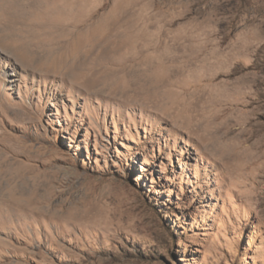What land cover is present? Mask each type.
<instances>
[{
	"label": "rangeland",
	"instance_id": "rangeland-1",
	"mask_svg": "<svg viewBox=\"0 0 264 264\" xmlns=\"http://www.w3.org/2000/svg\"><path fill=\"white\" fill-rule=\"evenodd\" d=\"M0 264H264V0H0Z\"/></svg>",
	"mask_w": 264,
	"mask_h": 264
},
{
	"label": "bare ground",
	"instance_id": "bare-ground-1",
	"mask_svg": "<svg viewBox=\"0 0 264 264\" xmlns=\"http://www.w3.org/2000/svg\"><path fill=\"white\" fill-rule=\"evenodd\" d=\"M76 26V24H75V22H74V26H73V28ZM78 41H80V39L78 40ZM75 44H77V42L75 43ZM91 49H93V48H88V49H85V51H82V53H83V57L85 58L87 55H89L90 54V51H92ZM95 50H97V49H95ZM132 50H134L135 52H137V50H136V48H132ZM134 52V53H135ZM72 53H73V56H74V58L76 57V53H75V49L72 51ZM150 53V52H149ZM149 53H147L146 54V58H145V62L144 63H140V64H138V65H136L135 66V68L136 69H130L131 71L130 72H128V74H126V70H124L123 71V73H122V75L121 76H130V77H134V79H135V82H134V84H136L137 85V79H142L143 77H141V75H140V73H144V72H146L147 70H146V68H148V66H152V65H155L156 67H158V71H156V73L154 72V73H152V74H150V76H149V78L151 79V80H148V81H150V82H152V88H154V89H156V88H159V87H161V86H163V85H165L166 83V81H170V82H168V83H170V84H174V83H177L178 81H180V79L183 77V76H185V75H187V74H191L192 73V71L193 70H197V67L202 63V66L200 67V68H202V67H204V65H209V63L210 64H212L213 62H214V60L213 61H210L209 59H201V60H197V61H190V59H188V60H184L183 61V59H182V57L181 56H179V55H176V54H174V56H169V55H164V54H155V55H150ZM104 55V53L103 52H98V53H95L94 54V56L95 57H100V56H103ZM136 55V54H135ZM84 58L81 60V63L78 65V64H76L75 65V70L77 71V73H79L80 74V67H81V65H83L84 66V63H87L85 60H84ZM131 58V57H130ZM130 58H129V61H130ZM134 59H135V56L133 57ZM138 58V57H137ZM170 58H174V59H178V62L177 63H173L171 60H170ZM212 58V57H211ZM132 59V58H131ZM108 59H102L101 61H100V63L98 64V67H99V72H98V74L99 75H101L102 73H103V71L105 70L104 68H102L101 69V66H100V64L102 63V62H106ZM110 61H113V60H111V59H109ZM127 60V59H126ZM117 61V60H116ZM123 61V60H122ZM133 61V60H132ZM114 63H115V61H113ZM118 62V61H117ZM121 62V61H120ZM73 63V62H72ZM108 63V62H107ZM205 63V64H204ZM106 64V63H105ZM116 64V63H115ZM118 64V63H117ZM128 64V63H127ZM188 64H189V67H188ZM119 65V64H118ZM129 65V64H128ZM147 66V67H146ZM73 67V66H72ZM107 67V66H106ZM192 67H194V68H192ZM150 68V67H149ZM122 69V68H121ZM199 69V68H198ZM106 70H112L109 74H108V76L106 75H101L100 77H101V83L102 84H105L106 83V80L110 77V76H115L116 75V73L118 72V71H116V70H114L113 68H107ZM145 70V71H144ZM148 72V71H147ZM125 74V75H124ZM125 78V77H124ZM145 78V77H144ZM139 82V81H138ZM123 83H125L124 85H126V86H124L125 88H123L124 90L122 91L123 92V94L125 93H127L128 94V89H127V86H129L130 84H129V82H128V78H127V80L126 81H124ZM167 83V84H168ZM149 87V86H148ZM150 88V87H149ZM147 88V89H144V91H142L143 93H147V92H149V91H151V89L152 88ZM130 92H132L133 94H135L136 92H133V90H131ZM141 91H139V92H137V93H142ZM176 92V91H175ZM175 92H170L169 94L167 93V96H166V98L168 99L169 98V102H173V103H175V104H180V109H178V111H179V113H183V111L184 110H186L187 109V112H188V114L190 115V116H188V119H195V122H196V129H201V130H205V133L206 134H209L211 137H214V139H216V140H224V138H226L225 137V135H226V133L225 132H222V131H224V130H220V127H217V125H216V123L215 122H213V120L212 119H214V117H216V116H213V118H211L210 116H212L213 115V113H211L210 115H208V116H206L207 115V105L206 104H199V103H197L198 102V100H200V98L201 97H199V98H197V99H195V98H193V99H189L188 98V102H186L185 104H181L180 103V101H179V99L177 100V98H179V96H177L178 95V93H175ZM179 92V91H178ZM181 97V96H180ZM208 98H209V96H207ZM210 103H212V102H210ZM214 104V103H213ZM211 106V105H210ZM186 107V108H185ZM211 110V109H210ZM209 113H210V111H209ZM228 135V134H227Z\"/></svg>",
	"mask_w": 264,
	"mask_h": 264
}]
</instances>
